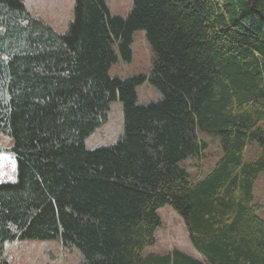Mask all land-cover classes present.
I'll use <instances>...</instances> for the list:
<instances>
[{
    "label": "trees",
    "instance_id": "trees-1",
    "mask_svg": "<svg viewBox=\"0 0 264 264\" xmlns=\"http://www.w3.org/2000/svg\"><path fill=\"white\" fill-rule=\"evenodd\" d=\"M123 17L106 0H75L66 33L0 0V134L11 139L15 181L0 182V264L8 245L59 240L78 264H264V219L254 184L264 172V0H132ZM137 31L153 56L121 77ZM160 95L147 102L140 88ZM120 103L122 133L85 141ZM220 137L222 157L200 179L182 166ZM256 143L259 156L248 160ZM170 205L206 262L157 243Z\"/></svg>",
    "mask_w": 264,
    "mask_h": 264
},
{
    "label": "rangeland",
    "instance_id": "rangeland-1",
    "mask_svg": "<svg viewBox=\"0 0 264 264\" xmlns=\"http://www.w3.org/2000/svg\"><path fill=\"white\" fill-rule=\"evenodd\" d=\"M26 8L34 16H38L46 24L51 25L56 31L66 33L70 23L74 19L75 0H23ZM108 10L113 15L125 17L130 8L132 0H106ZM143 31H137L134 35L133 57L130 63H118L111 70L121 77H128L132 73H147L150 68L153 56L148 42L143 37ZM152 96H148V92ZM141 97L145 98V103L160 99L158 91L150 84H144L140 88ZM107 123L96 130L87 140L85 145L94 149L100 145L115 143L122 131V113L119 105L113 103L107 119ZM264 128V121L261 125ZM201 140L207 142L208 147L201 156L190 157L183 162L187 171L190 172L193 180L200 179L208 173L215 163L222 157L223 149L220 137L212 132H200ZM11 139L0 134V182L15 181L16 160L15 155L10 150ZM246 157L248 160L256 159L260 154V148L256 143L248 145ZM254 184V203L259 205L257 214L264 219V172L258 174ZM159 216L162 225L156 232L157 243L150 247L145 253L153 252L166 254L174 251H183L201 261L206 262L191 244L188 239V232L184 221L180 215L170 206L164 205L159 209ZM5 261L7 264H78L83 260L79 248H63L59 240L39 241L36 239H26L8 245Z\"/></svg>",
    "mask_w": 264,
    "mask_h": 264
},
{
    "label": "crops",
    "instance_id": "crops-1",
    "mask_svg": "<svg viewBox=\"0 0 264 264\" xmlns=\"http://www.w3.org/2000/svg\"><path fill=\"white\" fill-rule=\"evenodd\" d=\"M143 37L145 38V34L143 33ZM133 46V45H132ZM134 75H137V74H135V72L134 73H132L130 76H134ZM151 93H153V92H150V90H149V92H148V96H152V94ZM154 95H159V94H154ZM160 96V95H159ZM143 99L145 100V98L143 97ZM117 105H119V108L121 109V104L120 103H117ZM121 113H122V110H121ZM209 173V172H208Z\"/></svg>",
    "mask_w": 264,
    "mask_h": 264
}]
</instances>
